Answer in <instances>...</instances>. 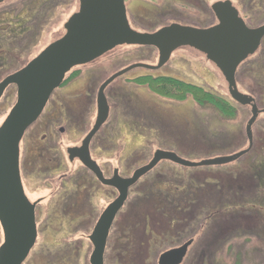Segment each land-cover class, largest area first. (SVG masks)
<instances>
[{
    "label": "rangeland",
    "instance_id": "1",
    "mask_svg": "<svg viewBox=\"0 0 264 264\" xmlns=\"http://www.w3.org/2000/svg\"><path fill=\"white\" fill-rule=\"evenodd\" d=\"M209 1L212 3L213 1L219 0ZM126 3L130 7L129 17L132 27L142 33H152V31L159 30L173 21L197 27H205L212 23L210 11H208V9L205 11V9L201 7L203 4H198L194 0L186 1V4H190L193 8L187 6L184 8L180 7L179 4H176L174 5L173 11L171 9L159 11L160 8L164 7L165 0H126ZM57 4H59V6ZM52 5H57V7L52 12H46V15L47 13L48 15L47 17L44 15L45 20L38 18L40 13L36 14V12H34L35 10L32 9L34 17L32 16V18L28 19V27L30 29L28 32L22 34V38H20L21 36L19 37L20 41L17 42V45L20 47L15 49V51H19L20 48L26 47L27 50L26 53H24L25 55L20 56L17 66L15 67L14 65L15 68L12 66L14 69L25 64V62H30L48 45L63 37L65 35L64 25L68 19L78 11L77 0H55L49 4L47 11H51ZM142 9L151 10L152 12L156 10L159 13L151 17L143 18L141 14H138V11ZM32 12L28 10L27 15H30ZM14 47H16V44ZM11 57L13 59L14 56ZM157 59V50L153 48L121 46L108 52L90 64L83 67L79 66V68L76 67L77 69L75 68L73 71H75V73L77 72V74H84L86 71L91 74L90 102H85L86 105L90 104V106H92L93 100L95 101L96 98L98 87L104 80L133 64L143 63L155 66L157 64ZM14 69L10 70L8 73L13 72ZM147 74H156V76L169 75L176 79L183 80L186 85L201 87L205 91L218 93L223 98H228L227 86L219 75L217 68L208 62L204 56L200 55L195 50H191L189 47H182L174 51L171 55L170 61H168V63H166V65L160 70L151 72L145 69H134L117 79L107 89L106 92H108V94L112 90H118V93L122 95L121 99H123L124 96L123 100L127 101L129 98H127L125 94L132 93L133 97L135 96L140 104L148 106V109H153L157 116L156 120H153L148 124L151 129L146 127H144V129L139 128V130H137L138 133H136V131H134L135 133H130L129 129L124 128L121 129V132L119 131L121 133L120 135L125 139H117L116 144V146L120 148L119 145L122 141V151L119 152H121L123 158V166L121 169L123 177H130L134 170L146 165L152 159L154 152L158 149L170 150L171 152L177 153L185 160L198 162L217 156H227L233 150L240 149L244 146L242 143L243 123H236V125H234L236 129L231 132L232 127L228 123V115L223 116L218 112V108L211 109L205 105L199 106L194 100L192 94L181 96V98H166L160 94L157 95L155 92H152L155 87L153 88L152 85L149 86L146 82L133 84L130 82L134 77ZM240 83L242 89H245L244 82L241 80ZM80 84V81H78L76 84L70 85L66 88L65 93L70 95L71 93L76 92L74 90H81L80 98L84 100L83 96L85 92ZM14 101V91L9 92L7 96L1 100L0 126L8 115V109L12 106ZM113 103L116 105L115 100ZM123 104L124 102H122V105ZM124 109L125 107H123V110ZM125 112L127 111L125 110ZM115 115L116 110L114 109L112 113L113 122L115 120ZM87 118L88 116L83 119L82 128L84 126L88 127L87 124H85ZM120 135H118V137H121ZM80 137H82V135H80ZM73 138H70L69 136L65 137V140L61 143L62 150L66 145L69 146L72 144ZM146 140H148L149 143H147ZM31 147L32 153L34 152L35 146ZM128 151H130V153L126 154ZM101 161L102 164H106L107 171H110L114 166L118 167L120 165L119 162L117 163V160L111 159L109 161H104L101 159ZM65 164L69 174L78 167V164L70 165L66 161ZM229 168L230 167L228 166H224L219 168L207 167L184 169L169 162H161L154 168V170L143 176L136 185L132 187L129 196V205L123 209L122 220L127 213L132 212L134 201L138 198L139 194L145 191V188L150 185V183L157 182L155 184L158 188L156 189V186L154 188L156 190L161 188V190H165V192L175 191V185L171 187L169 183H165L166 180L172 182H177L179 180L187 182L188 180H192L195 184H198L199 186L202 185L203 188H205H201V192L204 193L205 197L202 202L203 207H207L213 202L216 211H218V204L221 203L226 206L227 203L228 194L225 193L223 196L226 197L220 200V193L218 194V191H221L222 189L226 190L225 188H222V185L225 184L228 187L229 182L232 180ZM174 173L176 174L175 176H173ZM166 176L171 177L165 178ZM27 181L30 198L32 200L41 197L44 198L39 207L40 221L43 224L46 218V213L51 211L49 208V202L54 201L55 198L53 196H56L59 192V189H57L59 180L54 178L52 181H47L43 178L33 176L30 179L28 178ZM206 183L212 184L213 187ZM208 186L211 188H208ZM210 190H212V194H209ZM216 190L217 193L214 192ZM180 191H184L183 186H179V192ZM136 194H138L137 197ZM208 194L214 196L215 200L212 201V197H209ZM110 195L111 191H107L106 196L101 193L94 197L93 204H95V213L93 214V218L90 219L91 223L96 214L98 212L100 213L104 206L109 203L107 198L110 197ZM157 203L158 202H156L155 205ZM152 209L153 208H150L149 210ZM251 215L252 213L246 209V212L233 213L225 211L223 214L215 217L214 221H212L206 228L202 229L200 234L195 236L192 244L193 246L191 245L188 249L187 262L184 264H192L195 260L194 257L202 251L206 253L205 250L218 258H223L226 264H233V259L238 255H240L238 258H240L242 264H264V242L261 243L258 241V236H256V233H262V231L260 229L252 228L253 223L247 218ZM236 219L239 220L236 221ZM216 226H218L217 229H215ZM91 228L92 224H89V229L87 226H83L80 232H71L69 235L60 236L57 233L58 231L62 229L67 231L68 229L66 225L60 228V225L55 224L50 227L55 233L51 232L50 235L48 232H43L42 239L37 241L29 256H33L36 249H39V247L44 244L43 248L52 252V256L48 255L47 259L52 261L53 264H89L93 247L88 241L87 235L90 234ZM149 230H152V227ZM149 233L152 232L150 231ZM116 234L115 231L110 240V244L106 249L104 264L117 263V253L113 251L114 245L116 247V244L114 243ZM175 239L172 240L167 238L165 241L160 240L156 245H154L153 238L147 240L152 246H154L150 247V245H148L149 247L145 249L147 253L153 256V262L151 264H156L158 259L156 257H159L162 254L161 250H164L165 252L168 249L179 247L185 243L187 238H185V236H179V242ZM2 241L3 237L0 228V244ZM226 243L229 244L228 246L231 250L227 249ZM62 245H67V248H61ZM209 245L211 246L204 250V248ZM60 248L63 250L61 251ZM58 249H60V254H65L64 258L60 257L62 261H60V258L58 259L54 254V250ZM32 264H35V262Z\"/></svg>",
    "mask_w": 264,
    "mask_h": 264
},
{
    "label": "flooded vegetation",
    "instance_id": "2",
    "mask_svg": "<svg viewBox=\"0 0 264 264\" xmlns=\"http://www.w3.org/2000/svg\"><path fill=\"white\" fill-rule=\"evenodd\" d=\"M53 1L55 0H3L0 3V82H2L7 76L19 71L27 64V62H25V64L14 69L19 62L20 56L25 55L24 53H26L27 50L26 47H22L20 48L19 51H15V49L20 47L19 45H17V42L20 41L19 37L21 36L20 38H22V34L28 32V30L30 29L28 27L29 26L28 19L32 18L34 12H36V14L40 13V16L38 18H42L43 20H45L44 15H46V12L48 13L52 12L53 10H55L57 5L59 6V4L55 6L52 5L51 11L49 10L47 11L49 4ZM186 1L187 0H165L164 7L160 8L159 11L165 9H171L173 11L174 5L176 4H179L180 7H184V8H186V6L189 8H193L190 4L187 5ZM194 1L197 2L198 4H203V6L201 7L205 9V11L206 9L210 11L212 18L211 24L205 27L202 26L197 27L194 25L193 26L184 25L173 21L171 23H168L167 25L176 23L183 26H189L198 29H208L215 27L219 25V19L215 14V12L213 11V5L217 3L229 2V6L227 5V7H224L223 9L228 12L231 9H234L237 13V17L243 22L244 26L247 29L257 30L264 27V0H219V1H213L212 3H210L209 0H194ZM124 6H125L127 21L130 28L136 32H140L132 27L129 17L130 7L126 3V0H124ZM32 9H34L35 11L32 12ZM78 9H79V2H78ZM28 10L32 12L30 15H27ZM138 12H139L138 14L139 15L141 14L143 18L151 17L159 13L156 10L152 12L151 10H145V9L139 10ZM15 44L16 47H14ZM190 49L194 50L192 48ZM196 52L204 56V54L198 51ZM11 56H14L13 59ZM11 66H13L14 68ZM150 66H154V65H150ZM12 69H14V71L8 73ZM160 69H162V67ZM157 70H147V71L153 72ZM71 72L70 74L68 73V76L66 75L62 84L51 93L40 116L32 125H30L26 129L25 133L23 134L19 142L18 168H19L21 187L25 198L33 206L34 223L36 225V241L33 248L35 247L37 241L38 240L40 241L42 239L41 237L43 232H48L50 235L51 232L55 233V231H52L50 229V227L54 226L55 224L60 225V228L66 225L68 229L67 231H64L63 229L58 232L56 231L60 236L69 235L71 234V232L72 233L80 232L83 226H87V228L89 229V224H92L90 234L87 235L89 241V236L92 234L95 225L98 223L105 209L110 203H112L119 196L118 191L114 187L103 185L98 180L96 175L88 168H86L78 158H70V151L72 149H77L81 147L83 140L92 130L97 117V105H96L97 94L95 101L93 100L92 106H90V104L86 105L85 102V101L90 102L89 101L90 84L92 81L91 74L87 71L84 74H77V72L75 73V71H73L72 73ZM127 73H125L124 75H126ZM219 75L222 77L220 72ZM146 77L152 79L172 78L186 84L183 80L176 79L172 76L169 75L156 76V74L153 75L147 74L139 77H134L133 79L130 80V82H132L133 84L136 83L137 80ZM117 79L112 81L104 90V95L109 107L108 118L105 121V123H103L100 126V128L91 138L88 144V152L90 159L96 164L97 168L101 173L102 178L105 180L112 179L115 175H117L119 178L122 179L129 178V177H123L122 176L123 173L121 172L123 166L122 163L123 158L121 156L122 155L121 152L119 151H122V147H121L122 141L119 145L120 148L116 146L117 139H124L120 135L121 129L123 128L129 129L130 133L134 131L138 133L137 130H139V128L144 129V127H146L148 129H151L149 128L150 126L148 124L151 121L157 119V116L155 115L153 109L152 110L148 109V106H145L144 104H140L137 98L135 96L133 97L132 93L125 94L127 98H129V100L127 101L123 100L124 96L123 99H121L122 95L118 93V90H112L108 94V92H106L107 89ZM222 79L224 80L223 77ZM106 80H104L100 84V86ZM241 80L244 82L245 89H242L241 87V83H240ZM78 81H80L81 83L80 86L83 88L85 92L83 96L84 100L80 98L81 90H74L76 92H73L70 95H67L65 93L66 88H68L70 85L76 84ZM234 82H235L236 91L240 95L245 97V102H246L245 104H240L239 102H237L229 94L228 88H227V95H228L227 99L223 98L218 93H213L209 91L218 100H223L226 102L228 108L227 119L229 125H231L232 127L231 132H233V130L236 129V127H234L236 123H243L242 143L244 146L240 149L233 150L227 156L236 155L241 152H245V153L242 154L239 158H237L233 162L224 165L230 167L229 168L231 171L230 176L232 178V180L229 182L228 187L226 185H222V188H225L228 194L227 203H226L227 205L226 212L228 211L233 213L246 212V209L250 211L252 215L247 218H249L252 221L253 229L256 228L262 231V233H256V236H258V239L257 238L256 239L262 243L264 242V237H263L264 236V35L261 37L256 50L251 55H248L236 68L234 74ZM100 86L98 87V90ZM197 88H201V87H197ZM12 91H14L15 94V101L12 104V106L9 107L8 109L9 112L16 102V86L9 85L4 90L2 96L0 97V103H1V100L4 99L9 92ZM114 100L116 101V105L113 103ZM122 102H124L123 105L125 106L122 105ZM123 107H125L124 110ZM114 109L116 110V115H115V120L113 122L112 113ZM125 110L127 112H125ZM87 116L88 118L85 124H87L88 127L84 126L82 128L83 119ZM252 119L253 121L250 124ZM80 135H82V137H80ZM118 135H120L121 137H118ZM67 136H69L70 138L74 137L72 144L69 146L66 145L65 148H63L62 150L61 143L63 142V140H65V137ZM146 141L147 143H149L148 140ZM31 146H35L34 152L32 153H31V148H32ZM160 150L171 152L170 150H166V149H160ZM130 151H128L126 154L130 153ZM175 154L179 156L177 153ZM101 159L104 161H109L111 159L117 160V163L119 162L120 165L118 167L114 166L110 169V171H107L106 164L104 163L102 164ZM65 161L68 162V164L70 165L78 164V167L69 174V171L66 168ZM162 162H166V161H162ZM224 166H218L213 168H219ZM33 176L43 178L47 181L49 180L52 181L54 180V178H57L59 180L58 182L59 184L57 188L59 189V192L56 196H53L55 198L54 201L49 202L50 204L49 208L51 209V211L46 213V218L43 224L40 221L39 207L42 204L44 198L41 197L36 200H32L30 198V193L28 191L27 179L28 178L30 179ZM133 186H131L128 189L127 198L124 204L122 205V207L116 212L114 219L112 221L103 254V264H104V255L107 249L108 239L111 235L114 234L113 226H117L115 230L117 233L115 236L116 249L121 250L120 225L124 221L122 220L123 218L122 214H123V209L125 207H128L129 205L128 204L129 196ZM107 191H111V195L110 197H108L109 199L107 198V200H109V203H107L104 206L103 210L100 213L98 212L96 214L95 218L91 223L90 219L93 218V214L95 213L94 211L95 204H93L94 201L93 199L97 194H101V193L104 196H106ZM215 193H217V190L215 191ZM137 196L138 194H136V197ZM137 202H138V198L134 201L133 204V210H132L133 218H135L136 217L135 215L137 214V205H138ZM126 217L127 216H125V220ZM238 220L239 219H236V221ZM2 237H3V233H2ZM192 244H193V239H192ZM43 245L44 244H42L39 247V249L38 248L36 249L35 254L33 256H29L31 251L33 250L32 248L27 258L22 264H32L33 262H35V264L37 263L53 264L52 261H49L47 259L48 255L52 256V252H50L49 250H45L43 248ZM64 247L67 248V245L65 246L62 245L61 248ZM60 249L54 250V254L58 257V259L60 257L61 258L65 257L64 253L61 254L59 253ZM62 250L63 249H61V251ZM188 252L189 250L187 251L186 256L188 255ZM61 258L60 261H62Z\"/></svg>",
    "mask_w": 264,
    "mask_h": 264
},
{
    "label": "water",
    "instance_id": "3",
    "mask_svg": "<svg viewBox=\"0 0 264 264\" xmlns=\"http://www.w3.org/2000/svg\"><path fill=\"white\" fill-rule=\"evenodd\" d=\"M78 2V11L64 25L65 35L0 82V97L9 85L16 86V102L0 126V227L3 233L0 264H22L36 241L33 206L23 194L19 177V142L23 134L40 116L51 93L62 84L66 74L117 47H153L157 50L158 61L156 66L133 64L113 74L100 86L96 98L95 124L81 147L70 151V158H78L103 185L114 187L119 193L107 206L89 236L93 247L90 264H103L109 229L116 212L127 198L128 189L159 162L168 161L184 168L218 167L233 162L245 153L192 162L173 152L157 150L152 159L136 169L130 178L122 179L115 175L112 179H103L90 159L88 144L108 118L109 107L104 90L112 81L133 69H160L175 50L189 47L204 54L214 64L223 76L229 94L240 104H245V97L236 91L234 74L238 65L256 50L264 35V27L247 29L234 9L229 12L223 9L229 6V2H225L213 5L219 19V25L215 27L198 29L170 24L152 33H140L132 30L128 24L124 0ZM191 244L192 240L162 253L157 264H182Z\"/></svg>",
    "mask_w": 264,
    "mask_h": 264
},
{
    "label": "trees",
    "instance_id": "4",
    "mask_svg": "<svg viewBox=\"0 0 264 264\" xmlns=\"http://www.w3.org/2000/svg\"><path fill=\"white\" fill-rule=\"evenodd\" d=\"M144 82L149 84V86L152 85L153 88L155 87L152 92H155L157 95L160 94L166 98H181V96L192 94L194 100L199 106L205 105L211 109L218 108V112L223 116L228 115L226 102L218 100L211 92L205 91L204 89L186 85L172 78L152 79L146 77L136 81V83ZM175 175L176 174L174 173L173 176ZM169 177L171 176H166L165 178ZM166 182L169 183L171 187L175 185V191L165 192V190L162 191L161 188L156 190L158 186L155 183L157 182H152L145 188V191L138 196L136 217H132V212L126 214L129 219L126 217L125 220L124 218L123 223L120 225L121 250L116 249L114 245L113 251L118 253V255L116 256L117 263L113 264H151L153 262V256L145 251V249L149 247L148 245L154 247L149 241H147L149 238H153L154 245H156L157 242H160V240L165 241L167 238L172 240L176 238L178 240L179 236H185V238H187L186 241L194 240L195 236L200 234L202 229L206 228L212 221H214L215 217L227 211V205L224 206L221 203L218 204V211H216L213 202L211 205L203 207L202 202L205 197L204 193L201 192V188H205H203L202 185L199 186L198 184H195L192 180H188L187 182L180 180L172 182L166 180L165 183ZM208 185L213 187L212 184ZM155 186L156 189H154ZM179 186H183L184 191L179 192ZM208 188L211 187L208 186ZM211 191L212 190H210L209 194H212ZM225 191L226 190L223 189L219 191L220 200L226 197L223 196L227 193ZM209 197H212V201L215 200L214 196L209 195ZM156 202L158 203L155 205ZM148 208L153 209L149 210ZM218 226H216L215 229H217ZM151 227L152 230H149ZM113 229V232H115L116 226H113ZM150 231L152 233H149ZM112 236L113 235L108 239L107 248ZM179 241L180 240H178V242ZM114 243L116 244V241ZM227 243V249L231 250ZM210 246L211 245L207 246L204 250ZM162 252H164V250H161V253ZM205 252L206 253L202 251L200 254L196 255L192 264H226L223 258H218L207 250H205ZM238 256L240 257V255ZM238 256L233 259V264H242ZM187 258L188 256H186L184 263L187 262Z\"/></svg>",
    "mask_w": 264,
    "mask_h": 264
}]
</instances>
